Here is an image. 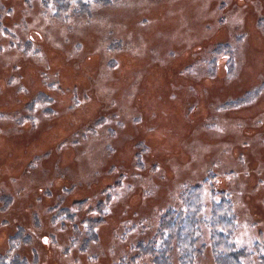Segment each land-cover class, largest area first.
I'll list each match as a JSON object with an SVG mask.
<instances>
[{
	"label": "rangeland",
	"instance_id": "1",
	"mask_svg": "<svg viewBox=\"0 0 264 264\" xmlns=\"http://www.w3.org/2000/svg\"><path fill=\"white\" fill-rule=\"evenodd\" d=\"M194 189L264 264V0H0V264H155Z\"/></svg>",
	"mask_w": 264,
	"mask_h": 264
},
{
	"label": "trees",
	"instance_id": "2",
	"mask_svg": "<svg viewBox=\"0 0 264 264\" xmlns=\"http://www.w3.org/2000/svg\"><path fill=\"white\" fill-rule=\"evenodd\" d=\"M55 6L61 11L60 5ZM195 189L185 199L184 212H167L161 219L155 235L145 244L139 242L142 254L151 255L155 264H169V253L173 248L177 250L179 264H195L196 255L202 251L203 245L201 248L197 246L200 223L198 213L201 206ZM228 204L227 198L223 197L218 205L213 206L210 220L212 252L216 264H244L247 252L233 242L234 217ZM88 230V240L95 239L93 227L90 226ZM86 246L87 241L83 243V247Z\"/></svg>",
	"mask_w": 264,
	"mask_h": 264
},
{
	"label": "bare ground",
	"instance_id": "3",
	"mask_svg": "<svg viewBox=\"0 0 264 264\" xmlns=\"http://www.w3.org/2000/svg\"><path fill=\"white\" fill-rule=\"evenodd\" d=\"M144 3L147 4V2H144ZM232 20H236V21H238V15L235 16ZM55 30H56V28H55ZM57 37H58V34H54V35H53V38L57 39ZM145 48H146L145 45H143L141 51L144 52V51H145ZM154 53L156 54V51H155V50H154ZM109 72H110V71H109ZM110 73H111V72H110ZM102 74H103V73H102ZM100 90H101V91H100L101 93H102V91H104V93H105L104 87H103V89H100ZM130 100H132V99L130 98ZM101 131H103L102 128H101V130H99L98 132H101ZM98 136H100V134H99Z\"/></svg>",
	"mask_w": 264,
	"mask_h": 264
}]
</instances>
